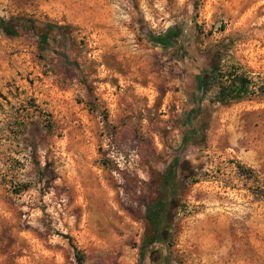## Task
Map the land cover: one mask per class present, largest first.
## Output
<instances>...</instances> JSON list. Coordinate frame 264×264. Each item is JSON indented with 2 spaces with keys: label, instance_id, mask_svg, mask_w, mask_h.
I'll return each instance as SVG.
<instances>
[{
  "label": "rangeland",
  "instance_id": "1",
  "mask_svg": "<svg viewBox=\"0 0 264 264\" xmlns=\"http://www.w3.org/2000/svg\"><path fill=\"white\" fill-rule=\"evenodd\" d=\"M2 22L0 264H264V0H0Z\"/></svg>",
  "mask_w": 264,
  "mask_h": 264
},
{
  "label": "trees",
  "instance_id": "2",
  "mask_svg": "<svg viewBox=\"0 0 264 264\" xmlns=\"http://www.w3.org/2000/svg\"><path fill=\"white\" fill-rule=\"evenodd\" d=\"M1 29L6 35L15 37L17 33L8 27V24L2 22L0 24ZM177 38V34H170L164 38L152 39L154 42L161 46H168L172 41ZM47 41L46 35L41 37L42 45ZM207 85L215 84L219 90L221 101H236L246 96L249 92L250 81L238 75H225L220 69L212 67L210 73L206 74L202 78ZM260 93H264V83L257 89ZM165 184L168 186V179L165 178ZM171 207V206H170ZM169 207V208H170ZM167 213L165 212V206L163 203L155 204L152 209H149L147 222L151 225L153 232L157 235L156 238L150 241V244H154L158 241H163L166 235L165 226L168 225L171 220H168ZM77 264H82V259L76 252Z\"/></svg>",
  "mask_w": 264,
  "mask_h": 264
}]
</instances>
